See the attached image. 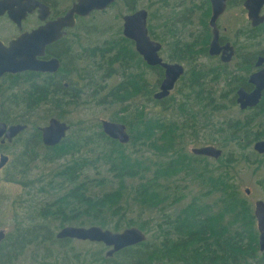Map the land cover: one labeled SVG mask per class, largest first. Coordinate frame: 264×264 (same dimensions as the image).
Listing matches in <instances>:
<instances>
[{"label": "trees", "instance_id": "trees-1", "mask_svg": "<svg viewBox=\"0 0 264 264\" xmlns=\"http://www.w3.org/2000/svg\"><path fill=\"white\" fill-rule=\"evenodd\" d=\"M212 69L219 76L221 71L225 72L220 67ZM204 73L191 69L178 87L177 99L172 96L161 101L152 99L158 112L151 116L145 111V101L151 92L154 93L155 85L149 89L144 71L138 69L136 74L126 73L118 86L105 87L104 95L99 86L95 88L93 94L99 98L98 104L118 107L111 121L126 126L130 141L122 145L105 136L102 130H90L75 138L66 137L54 147L43 146L44 163L68 161L56 168L44 185L47 194L52 193V199L37 209L36 216L41 220H54L60 227L72 224L99 226L114 232L138 227L149 234L151 222L144 217L149 213L129 212L134 207L157 210L156 229L150 239L120 253L128 255L129 264H264V253H259L258 232L250 206L235 184L227 182L224 173L197 174L196 178L207 191L178 209L176 205L185 196L179 192L177 184L173 187L167 184L182 171L187 173L185 175L193 172L195 178L194 158L182 151L188 138H192V144L214 142L223 148L234 146V152L229 154L232 163L242 160L247 163L248 157L240 156L241 152L260 138L256 131H252L257 114L243 118L224 114L227 109L233 110L235 105H227L221 99L234 97L235 89L226 83L221 88L211 89L210 94L201 82ZM108 74L105 70L104 77ZM157 74L161 75L160 69ZM51 92L26 87L20 92L21 99L15 102V107L23 105L31 113L46 104L42 101L47 100ZM64 92L63 88L56 89L55 94L60 95L54 103L57 110L76 105L82 90L73 89L72 101ZM65 99L70 105L63 102ZM208 99L211 100L209 104ZM199 126L213 127L215 137L211 131L198 137ZM39 135L37 130L35 136ZM150 152L168 155V160L156 163L144 158V153ZM37 160L38 155H34L27 162L20 163L22 168L18 165L21 169L15 178L20 176L19 173L26 175L28 166ZM91 169L95 170L96 176L89 175ZM101 169H105L109 176L101 175ZM135 180L137 183L131 184ZM210 197L208 203L206 200ZM171 210L177 212L167 213ZM37 229L31 231L34 233L20 234V245L37 239L41 242L51 239L46 232H35ZM109 261L99 257L92 263Z\"/></svg>", "mask_w": 264, "mask_h": 264}, {"label": "flooded vegetation", "instance_id": "flooded-vegetation-1", "mask_svg": "<svg viewBox=\"0 0 264 264\" xmlns=\"http://www.w3.org/2000/svg\"><path fill=\"white\" fill-rule=\"evenodd\" d=\"M8 1L9 0H0V42L4 46H7L10 42L16 40L23 34H29L33 31L40 30L41 28L48 26V24L56 22L58 19L65 18L73 6L79 2V0H32L37 6H35L32 12L26 11L25 14H22V8H24V2L22 1L24 0H21L20 3H9ZM140 1L141 0H113L102 10L93 9L85 16L74 14L72 18L65 20L64 24L58 27V32L61 35L46 44L44 46L43 55L37 57L38 61L51 62L53 67L57 64L58 68L55 71H23L17 73H4L0 75V122L5 123L7 127L21 124L19 122L14 123L13 121L7 119L8 114L5 111L4 106H7L5 104H11V106L15 107V102L21 99V95H19L20 92L22 93V91L29 86H33L35 89H49V91L52 90L51 96L47 100H43L42 103H46L43 105L51 106L54 110H56L54 103H56L58 98H60V95L57 96L55 94L57 88H63L65 90L64 94L66 95V98H69L72 101V95L74 94L73 89H82V85L80 86V80L76 76L78 74L82 77V80L85 78V81L87 82L86 87L93 83L91 82L89 84L88 81L96 80L100 88V92L104 95L105 87H109L108 85L110 80L118 79L117 83H113V85L110 86L111 88H115L125 79L126 73L136 74L138 69L145 72L144 76L146 84H148L149 89H152L151 83L146 78L147 73H151L154 71L153 69L158 72L160 69L161 75H159L158 79L159 88L164 77V69L160 66H149L137 53L134 41L126 38L123 35L124 18L126 16L134 15L140 10H144L146 12V29L148 37L150 40L161 45L158 55L162 59V62L170 65L179 64L183 68V74L176 81L172 91L166 98L172 96L171 94L173 90L177 88V86L180 87L182 85V79L190 73L191 69H195L196 71H204V78L201 79V82L208 92H211V89H215L216 87L219 88L222 83L223 86L226 83H229L232 85V88L235 89L234 97L224 98L221 99V101L227 105H229V103H234L235 106L233 110H237L239 113L244 114V116L257 114V123L253 124L252 131L255 129L260 138L254 141L253 145L258 141H264V89L262 90L261 97L255 106L240 109L239 104L237 103V92L240 89L250 93L256 88V86L250 82V77L252 75L262 73L261 78L264 80V20L259 22L258 19L262 17L264 18V4L260 8L258 18H256L253 16L254 7L247 3L248 0H226L225 9L217 17L215 22L219 46L223 47L227 45L229 48H231V50L226 52L228 54L231 53L229 60L227 62H223L221 60L223 51H220L218 55H210L209 53V45L213 39V29L209 26V21L212 16L211 0H198V3H196L197 5H195L194 8L191 6V4L194 3L193 0H189L190 11L185 9V7L181 9L182 12H180L179 15V18L181 19L178 20V22L182 25L184 23L187 24L190 21L193 15V9L198 8L201 10L202 18L200 20L203 22V29H201L196 35H190L191 38H188V41L186 42L175 40L180 43L177 42L174 45H171V48H168L167 50L165 49V45L162 44L165 41L158 42L152 37L154 36L152 35L153 31L148 25L149 21L151 20L149 11L151 2L144 7H140ZM8 7H12L13 10L9 12ZM112 7L119 11L123 8L124 11L122 14H120V16L118 15L121 22V28L118 30L117 35L112 37V39L104 40L102 43L94 45L91 48L88 46L79 45L78 39H76L74 34L84 33V37L88 36L89 31L95 29V22H93L91 17L95 14H102ZM167 7L168 5L166 3L165 8ZM234 11L236 14H238V16L232 15V12ZM249 13L251 14L252 19L250 18ZM222 21H224V27H221L223 26ZM53 28H56V26ZM42 33L43 36L46 35V31H43ZM185 45L187 49H185ZM78 46L82 47L83 49H74ZM191 46L193 48H191ZM176 47H179V49H176ZM164 49L167 52L165 57L162 55L165 53ZM202 59H205L207 62H202ZM208 62L213 63L211 64ZM219 67L225 69V72L221 71L222 74L220 76L217 74V71L213 72L212 69L216 68L217 70ZM105 70H107L109 73L107 77H104ZM158 88L156 91H154V93L151 92L150 96L146 98L145 111L147 113L148 111L151 113L152 99H154L153 95L158 91ZM63 102L66 103V105H70L66 99ZM210 102L211 100L209 99L208 103L207 100L204 101V103L207 104ZM201 109L203 110V107H201ZM39 129V138L41 140V132ZM26 130L27 128L19 132L11 140H8L5 134L0 137V156L7 157V161L0 168V172L7 167L10 161V157L5 154L7 147L15 143L19 139L20 135ZM197 130L198 137H201L202 130L205 131L206 128L199 126V129ZM213 143L214 142L204 143L199 147L193 148L205 146H213L217 148L216 146L212 145ZM193 148H191V150ZM224 148L228 149V147ZM220 150L221 155L218 159L194 154L193 156H196L197 160L208 158L216 162L222 157L223 151L222 149ZM255 153L264 160V152ZM248 194L249 193L246 195ZM4 235V239L2 242H0V245L6 240V233H4ZM63 240L80 241L76 239ZM136 246L119 250L113 253L111 256L107 255V252L110 250V248L106 247L104 260H111L121 252ZM259 253L262 254L264 251L261 252L259 250Z\"/></svg>", "mask_w": 264, "mask_h": 264}, {"label": "rangeland", "instance_id": "rangeland-1", "mask_svg": "<svg viewBox=\"0 0 264 264\" xmlns=\"http://www.w3.org/2000/svg\"><path fill=\"white\" fill-rule=\"evenodd\" d=\"M150 2L151 7L149 11L151 20L148 25L153 31L152 35L154 36L152 37L158 42L165 41L162 44L165 45L166 50L171 48V45H174L178 41H188V38H191L190 35H196L203 29V22L200 20L202 18V11L198 8L192 10L193 15L187 24L184 23L182 25L178 22V20L181 19L179 18L180 12H182L181 9L185 7V9L190 11L189 0H141L139 6L144 7ZM193 2L194 3L191 4L192 8L197 5L196 3H198V0H193ZM166 3L168 5L167 8H165ZM123 12V8L119 11L112 7L102 14L93 15L91 18L93 22H95V29L89 31V35L85 37L84 33L74 34L76 39H78L79 45L91 48L94 45L102 43L104 40L115 37L118 30L121 28L119 16ZM232 15L238 16L235 11L232 12ZM222 25L221 27H224V21H222ZM81 48L82 47L78 46L74 49L79 50ZM165 49V53L162 54L163 57L167 54ZM202 62L207 61L202 59ZM208 63L212 64L213 62ZM76 76L80 80V86L82 85L81 97L76 105L66 106L59 110L56 109V111L50 106L41 105L31 113L24 109L23 105L13 107L11 104H5L7 106H4L8 114L7 119L14 123L19 122L21 124H26L27 130L20 135L15 143L7 147L5 154L10 157V161L7 167L0 172V230L6 233V240L3 241L2 247H0V264H94L92 263L94 259H98L99 257L105 258L106 247L104 245L75 240H58L55 236L62 228L59 226L58 222L51 219L41 220L36 216L37 209L52 199V193L48 195L46 188L44 189V185L53 174V171L61 164L68 161V159H64L52 164L44 163L42 156L45 150L40 138L35 136L36 131L46 126L50 118H56L70 126L66 137L70 139L75 138L83 133L101 130V128L98 127V125L101 126V120L111 121L112 115L118 110L117 106L98 104L99 98L93 94V90L98 87L96 80L88 81L89 84L91 82L93 83L86 87L87 82L85 78L82 80L79 74ZM146 78L152 86L155 85L156 91L159 83L157 71L147 73ZM117 81L118 79L110 80L108 88H110L113 83H117ZM221 87H223V83L219 86V88ZM177 89L178 86L171 94L172 97L176 99L178 98ZM155 112H158V110L153 107L152 104L151 113L148 111V114L151 116V114ZM224 114H230V116L238 118H243L244 116V114L239 113L237 110L234 111L231 109L225 110ZM213 121L216 123V120ZM213 129V127H208L205 131L202 130L201 137L210 131L212 132ZM212 136L215 137L213 132ZM191 139L192 138H188L185 141L186 146L182 151L188 156L195 158L193 162L195 164L194 168L196 169L195 178L193 172H189L188 175H185L187 173L182 171L169 179L168 183L166 181L168 178L163 180L171 187L177 184L179 192H182L185 196L183 201L176 205L175 208L178 209L182 207V205L189 202L191 198L204 194L207 191L199 183V179L196 178L197 174L202 173L207 175V172L216 171V174H220V172L224 173L228 183L235 184L238 192L247 200L251 212L253 213L254 203L257 200H264V160L253 151V142L247 150L240 154V156L248 157L249 161L245 163L242 160L237 163H232L229 154L234 152V146H229L228 149H225L213 143L212 145L222 149L223 154L221 159L216 162L208 158L197 160L196 156H193L191 153V148L199 147L202 143L192 144L190 142ZM34 155H38V160L28 166V173L26 175H21L19 173L20 176L15 178L18 171L22 168L20 163L27 162V160L34 157ZM144 156V158L156 163L168 160V155L159 156L151 152L144 153ZM228 161H231V163H227ZM18 165L21 166V168H19ZM99 172L101 175L109 176L105 169H101ZM89 175L96 176L95 170L91 169ZM38 179L40 181H38ZM32 183L34 184L32 185ZM136 183L137 180L131 184L135 185ZM247 189L249 190L248 195H246ZM206 201L210 203L211 197L207 198ZM176 210L175 212H172V210L170 212L167 211V213H176ZM129 213H149L144 216L145 219L151 222V224H149L151 232L146 234L147 240H149L150 234L156 229V221L158 219L156 213L159 212L157 210H139V208L134 207L130 209ZM67 226L79 225L72 224ZM35 228H38L35 232H46L51 236V239L43 242L37 239L30 244H26L25 242L24 245H20V234L24 232L34 233L31 231L35 230ZM29 239L31 238H28V240ZM127 256V254H120L112 258L109 262L98 263L129 264L131 260H128Z\"/></svg>", "mask_w": 264, "mask_h": 264}, {"label": "water", "instance_id": "water-1", "mask_svg": "<svg viewBox=\"0 0 264 264\" xmlns=\"http://www.w3.org/2000/svg\"><path fill=\"white\" fill-rule=\"evenodd\" d=\"M113 0H79L73 6L69 13L63 19H58L56 22L48 24V26L40 30L33 31L29 34H23L16 40L4 46L0 42V75L4 73H17L23 71L51 72L55 71L57 64L52 66L51 62L38 61L37 57L43 55L44 46L58 38L61 34L58 32V27L64 24L65 20L73 17L74 14L85 16L93 9L102 10ZM9 3H20L21 0H9ZM22 14L26 11L32 12L36 3L32 0H24ZM226 0H211L212 16L209 21V26L213 29V39L209 45L210 55H218L223 51L221 60L227 62L231 53H226L231 50L227 45L220 47L218 44V35L215 27L217 17L225 9ZM247 3L254 7L253 16L258 18L260 8L264 4V0H248ZM9 12L13 10L8 7ZM17 10V9H16ZM250 18L251 14L249 13ZM262 22L264 18H258ZM254 24V23H253ZM56 26V28H53ZM46 31L43 36L42 32ZM123 35L134 41L137 53L149 66H160L164 69V77L160 83L158 91L153 95L155 100L166 98L172 91L176 81L183 74V68L179 64H166L162 62L158 52L161 45L150 40L146 29V12L140 10L134 15L124 18ZM53 67V68H52ZM262 73L254 74L250 77V82L256 88L250 93L240 89L237 92V103L240 109L255 106L264 89V80L261 78ZM263 81V82H262ZM101 130L105 136L111 140H115L122 145H126L130 141V135L127 132L126 126L122 123L102 120L100 122ZM26 125L16 124L7 127L5 123L0 122V137L5 134L8 140H11L19 132L25 130ZM70 127L67 123L57 119H50L48 124L40 128L42 144L45 147H54L62 142L69 131ZM253 150L258 153L264 152V141L254 143ZM192 154L212 157L218 159L221 155V150L213 146H205L193 148ZM7 157L0 156V168L6 163ZM249 190H246V194ZM253 215L256 220V228L258 231L259 250L264 251V201L257 200L254 203ZM4 231L0 230V242L4 239ZM56 239H76L80 241H89L102 243L105 247L110 248L107 252L108 256L127 247L136 246L147 241L146 234L138 227H130L119 232H114L109 229H104L99 226H64L56 233ZM161 264V263H158Z\"/></svg>", "mask_w": 264, "mask_h": 264}]
</instances>
